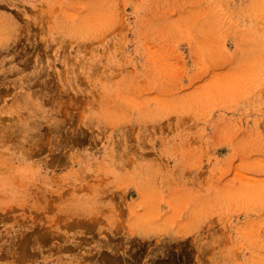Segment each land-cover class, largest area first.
Segmentation results:
<instances>
[{
	"label": "rangeland",
	"instance_id": "374dc122",
	"mask_svg": "<svg viewBox=\"0 0 264 264\" xmlns=\"http://www.w3.org/2000/svg\"><path fill=\"white\" fill-rule=\"evenodd\" d=\"M0 264H264V0H0Z\"/></svg>",
	"mask_w": 264,
	"mask_h": 264
}]
</instances>
